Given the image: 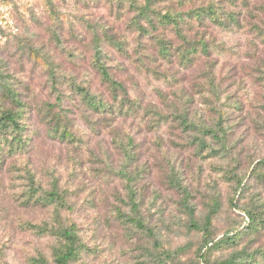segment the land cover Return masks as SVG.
<instances>
[{"label": "rangeland", "instance_id": "rangeland-1", "mask_svg": "<svg viewBox=\"0 0 264 264\" xmlns=\"http://www.w3.org/2000/svg\"><path fill=\"white\" fill-rule=\"evenodd\" d=\"M146 5L0 0V264H264V0Z\"/></svg>", "mask_w": 264, "mask_h": 264}, {"label": "trees", "instance_id": "trees-1", "mask_svg": "<svg viewBox=\"0 0 264 264\" xmlns=\"http://www.w3.org/2000/svg\"><path fill=\"white\" fill-rule=\"evenodd\" d=\"M151 0H146V6L149 5ZM144 14L147 13L146 8L143 11ZM209 14V15H217L216 12L213 10V8L209 7L208 9H200V10H192L191 12V17L196 18L199 22L203 21V19L206 17L205 15ZM166 22H172L173 26L175 28L179 27V22L176 20L177 18L175 16H171V15H166L164 17ZM220 21V20H219ZM160 51L163 55L168 56L170 53V47H167V44L162 42L161 46H160ZM102 69V75L105 77V79L107 81H109V83L115 85V87H119V84H116V82H114L112 80V78L109 76V74L106 71V68L101 67ZM94 107L96 109H101V107H104V104L101 103L99 104V106H95ZM186 121H188L187 119L183 120V122L186 123ZM0 129L6 131L8 128H13L17 131H19L18 129H20L19 127V123L17 121V115L12 113V112H3L1 118H0ZM17 147H19V145H21L20 141H17ZM13 145L10 147L9 151H15L16 152V148H12ZM47 200L50 203H58L61 206L65 205V200L64 197L59 193V191L57 189H54L53 191H48L46 194ZM133 210L136 211L137 210V206L134 205L133 206ZM248 222L246 223L245 226H243L242 230L245 229L246 226L250 227V220H253V215L249 213V217L247 216ZM133 223L139 227V228H144V224L142 223V221L138 220V219H133L132 220ZM210 218L207 219V224L210 225ZM49 231V230H48ZM58 234L61 235L62 239L64 240V244L65 246L58 252V254L56 255V264H71V262L74 260V258L77 256L78 254V237L76 234V226L72 225L70 227H67L65 229H63L62 231L58 229ZM237 232H231L229 235L228 239H232L233 237H235ZM214 247V244L212 241H207L205 242L203 248H202V252H200L201 257L205 256V253L208 250H211V248Z\"/></svg>", "mask_w": 264, "mask_h": 264}]
</instances>
